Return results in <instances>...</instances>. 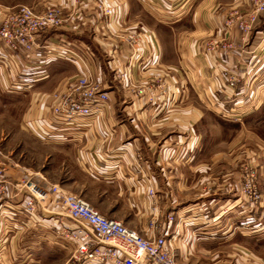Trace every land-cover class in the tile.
<instances>
[{
	"label": "crops",
	"instance_id": "crops-1",
	"mask_svg": "<svg viewBox=\"0 0 264 264\" xmlns=\"http://www.w3.org/2000/svg\"><path fill=\"white\" fill-rule=\"evenodd\" d=\"M19 4L36 12L57 7L66 21L39 34L40 48L29 58L0 45V91L10 93L6 63L22 69L19 77L29 86L23 90L31 95L25 122L31 119V128L48 131L45 142L72 153L96 186L89 204L124 225L136 219L141 228H130L145 238L164 234L179 264H264V138L256 137L255 151L243 132L232 136L234 126L264 125V11L247 36L237 21L251 12L249 0H111L109 20L92 0H0V24ZM132 36L139 38L133 45ZM212 40L235 50L206 53ZM46 46H69L87 69L72 58H46ZM109 67L125 71L126 79L108 83ZM226 68L241 77L234 90L222 79ZM82 73L109 96L101 115L73 125L52 122L50 94L68 92ZM129 83L142 89L132 91ZM213 120L223 126L217 135L208 133ZM246 160L256 164L258 203L240 194ZM11 189L5 197L19 209L23 195ZM49 214L62 228L80 225L61 209Z\"/></svg>",
	"mask_w": 264,
	"mask_h": 264
},
{
	"label": "built area",
	"instance_id": "built-area-1",
	"mask_svg": "<svg viewBox=\"0 0 264 264\" xmlns=\"http://www.w3.org/2000/svg\"><path fill=\"white\" fill-rule=\"evenodd\" d=\"M95 7L105 19L113 15L111 0H92ZM252 10L241 16L237 25L247 36L256 24L258 16L264 11V0H249ZM78 0H75L77 3ZM66 21L57 7H50L43 12H36L28 6H19L9 11L0 24V45L14 57L29 58L39 48L37 38L42 32L61 27ZM132 45L139 41L138 37H130ZM46 58H72L81 62L87 69L85 60L69 46H46ZM205 52L217 55L235 50V46L226 40H212L205 45ZM9 65L8 63H6ZM7 68V67H6ZM121 73V72H120ZM124 80L126 73L117 75ZM222 79L228 89L234 90L241 83L237 72L223 69ZM17 86L20 89L29 87L25 81ZM25 83V85H23ZM14 86L7 83V91ZM109 96L99 84L87 73L78 75L68 92H53L49 96L50 119L54 123L73 125L75 122L101 115ZM28 126L31 128V119ZM32 124V125H31ZM41 139H49L47 130L31 128ZM0 164L2 154L0 153ZM5 171L0 168V199L6 196L11 183L3 180ZM256 172L253 166H247L241 177L240 194L251 203H258L261 194L256 184ZM16 189L23 195L22 210L33 214L37 208H44L47 213H57L59 209L73 220L79 221L76 227H63V235L71 241L75 250L73 259L81 264H177L173 241L164 234L151 238L142 237L136 230L128 228L122 222L100 214L86 200L63 190L58 184H50L47 188L38 186L29 180H20ZM152 188L148 194L153 195ZM25 194V196H24ZM172 222V214L167 216ZM152 226V225H150Z\"/></svg>",
	"mask_w": 264,
	"mask_h": 264
},
{
	"label": "rangeland",
	"instance_id": "rangeland-1",
	"mask_svg": "<svg viewBox=\"0 0 264 264\" xmlns=\"http://www.w3.org/2000/svg\"><path fill=\"white\" fill-rule=\"evenodd\" d=\"M19 6H25V4H19L12 10ZM48 8L50 7L45 10ZM141 20L145 23H150L144 14ZM109 68L106 76L110 79L108 83L111 84L119 78L117 75L125 73V71L120 73V71ZM5 70L10 74L9 86L12 85L14 88L10 93L0 91V153L2 154L0 168L5 171L3 180L11 183L9 188L16 191H18L16 183L18 184L20 180L35 182L43 188H47L50 184H58L66 192L76 196L79 195L88 203L93 204V201L89 199H96L98 194L96 186L90 185L88 178L79 171L73 162L72 153L69 150L61 149L45 142L26 124L25 120L29 119L30 112L27 111L30 107L31 95L27 89L23 90L17 87L22 84L19 81L21 80L19 75L22 69L16 72L15 66L9 64ZM141 86L139 83L128 84V88L132 91L142 89ZM24 115L25 118L23 120ZM212 123L214 125L211 128L209 127L208 133L217 135L218 131L216 128L222 124L216 123L214 120ZM221 127L223 128V126ZM223 131L222 129V136L224 135ZM242 132L250 150L254 149L256 151L255 140L257 136L264 138V125L259 128L252 127L249 131H244L237 126L232 128V136L240 138L243 135ZM223 147L217 145L214 146V149ZM237 147L240 146L233 145V148ZM224 163L225 161L222 159L215 166L223 168ZM242 164V174L245 167L253 166L257 176V168L254 161H243L240 167ZM256 184L258 187V178L256 179ZM8 200L9 198L7 197L0 199V264L4 260L14 264L18 262V259L23 261L24 264H81L73 259L75 246L64 237L63 228L59 226V222H56L54 216H50L41 207L37 208L31 215L27 214L22 210V207L19 209L13 208L8 203ZM128 211L132 212L131 210ZM130 221L131 223L126 224L129 226L128 228H141L136 219L131 218ZM139 234L141 235V233ZM17 252L23 256L18 258ZM1 255H7V257L3 258ZM176 263L179 264L177 260Z\"/></svg>",
	"mask_w": 264,
	"mask_h": 264
}]
</instances>
